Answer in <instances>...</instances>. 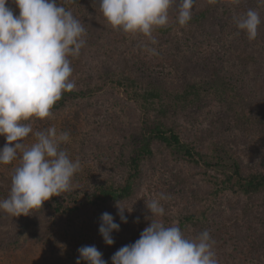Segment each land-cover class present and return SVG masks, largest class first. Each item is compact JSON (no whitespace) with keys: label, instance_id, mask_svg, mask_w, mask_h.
Instances as JSON below:
<instances>
[{"label":"trees","instance_id":"obj_1","mask_svg":"<svg viewBox=\"0 0 264 264\" xmlns=\"http://www.w3.org/2000/svg\"><path fill=\"white\" fill-rule=\"evenodd\" d=\"M226 1L219 0L213 5L207 0H195L192 19L184 26L179 25L178 9L173 6L169 11L168 25L153 32L156 43H152L150 49H154L155 54L149 49L144 55L138 53L129 57L128 49L123 48L108 72L101 68L98 57H93L90 52L80 53L77 58L69 57L73 68L70 79L76 87L63 93L52 112L68 110L73 113L74 121H79L91 101L105 90L110 93L121 91L124 96L121 101L131 109L133 128L120 130L118 147L111 149V164L120 179L116 178L118 175L106 176L95 179L91 186L84 181H75L76 185L66 196L51 197L42 208L32 210L29 215L13 217L2 210L1 248L8 249L18 242V230L27 220L38 225L37 234L41 238L42 224L57 214L71 212L64 207V201H76L77 197L83 199L92 215L91 226L98 227L102 214L115 207L117 201L126 207L128 202L139 199L142 175L149 171L153 175L150 191L157 189L158 198L160 194L166 197L160 200L165 214L163 217L151 216L146 207L151 199L142 196L139 207L128 214L135 220L133 243L152 219H162L166 226L177 225L188 238L205 230L210 234L216 218L225 210V201L229 213L223 232H234L242 222V228L247 230L239 238L244 244L243 249L264 248V104L259 102L260 109H249L244 105L245 94L241 87L242 75L248 74L249 70L255 73L258 81L264 82V21L258 28L257 38L251 41L246 32L236 27L234 16L228 10L219 17L221 31L214 29L215 9ZM58 2L63 3V0ZM253 3L248 0L247 4L239 6V15L254 9ZM9 6L15 15L19 14L14 3ZM64 6L79 19L76 8ZM209 23L213 28L209 27L207 31ZM186 31L189 38L206 33L207 39L198 38L200 41L195 42L183 38ZM110 37L109 43H119L123 47H131L138 40L151 43L140 34L112 32ZM180 52L187 57L185 65L175 58ZM229 62L230 66H227ZM80 64L87 66L86 72L79 71ZM170 65L176 73L170 81L173 88L170 94L163 91L158 81L147 82L136 69L154 70L165 80L167 72L164 67ZM165 94L169 96H163ZM200 106L210 107V111L213 109L215 119L230 123L231 129L213 126L186 133L175 117L182 109ZM223 113L224 121L219 118ZM108 134L106 132L101 137L106 143L112 140ZM129 134H136V139L124 144ZM91 143L98 144L94 140ZM10 189L11 180L0 174V195H3L0 200L9 196Z\"/></svg>","mask_w":264,"mask_h":264},{"label":"clouds","instance_id":"obj_2","mask_svg":"<svg viewBox=\"0 0 264 264\" xmlns=\"http://www.w3.org/2000/svg\"><path fill=\"white\" fill-rule=\"evenodd\" d=\"M217 4L219 0H207ZM237 3L238 0H232ZM9 3L19 10L15 15ZM75 0H0V136L6 144L0 149V164L19 161L11 177L10 194L0 200V210L18 217L42 208L53 196L72 190L74 175L80 170L77 159H70L61 144L69 133L57 134L55 127L35 131L31 120L52 116L54 105L63 93L76 87L69 57L77 58L86 44V28L65 4ZM195 0H99L100 10L113 29L131 35H143L155 44V29L169 23V11L176 5L178 23L186 25L193 14ZM264 3V0H260ZM236 27L255 40L261 25L260 13L249 9L233 17ZM150 51L155 54L154 49ZM30 134L35 142L25 140ZM163 194L151 199L146 207L153 217H163L160 203ZM115 207L127 223L126 207L117 201ZM99 233L105 244L114 243L112 233L120 230L114 217L101 216ZM134 243L121 247L112 256V264H218L215 241L207 230L188 238L173 224L152 219ZM79 258L87 264H107L103 254L93 246L78 249Z\"/></svg>","mask_w":264,"mask_h":264},{"label":"rangeland","instance_id":"obj_3","mask_svg":"<svg viewBox=\"0 0 264 264\" xmlns=\"http://www.w3.org/2000/svg\"><path fill=\"white\" fill-rule=\"evenodd\" d=\"M253 1L254 9L260 13L261 21H264V3H260V0ZM243 3L247 4L248 0H238L237 3L227 0L218 5L215 9L216 17L213 20L216 25L214 29L218 28V31H221V20L219 17L223 11L228 10L232 12L233 16H238L240 11L237 8ZM67 7L76 8L79 19L87 31L86 44L81 49V55H85L88 52L93 57L96 55V58L98 57L101 62V68L106 72L112 70L113 63L118 59L119 53L122 52L123 48L125 50L128 49V55H126L129 57L138 53L144 55L152 48V43L149 44L145 40H138L131 47H123L119 43H116V45L109 43L112 40L110 33L121 34L124 32L113 29L108 23L100 10L99 0H75V3L67 4ZM209 27L213 28V25L209 23L206 27L207 31ZM206 35V33L197 34L195 38H189L190 35L186 31L183 34V38L198 42L207 39ZM198 38L200 40L197 41ZM169 42L172 44V39H169ZM175 58L178 63L186 64L187 57L182 55V52ZM188 64L190 65V63ZM227 66H230V62ZM86 68L85 64L79 65L80 72H86ZM136 69L138 74L143 76L147 82L154 83L158 81L165 93L170 94V90H173L170 87V81L173 80L172 76L176 74L173 70V65L164 67L165 72H167L165 80L163 77L157 76L154 70L146 72L142 71L143 68L139 70L136 67ZM241 87L245 94L244 105L249 109H260L261 106H258V103L264 104V82L258 81L255 73L249 70L248 74L242 75ZM163 96L167 97L169 95L165 94ZM123 97L121 91L110 93V91L105 90L102 95H97L96 99L91 101L88 109L79 116V121H74L75 117L72 112L61 109L54 110L49 118L30 121L33 132L46 131L51 127H55L57 134L69 133V141L62 143L61 148L68 153L70 159L73 161L78 159L81 164L80 170L73 177L72 186L76 185L75 181H84L91 186L95 179H102L106 176L118 175L116 178L120 179L119 174L115 173L111 164L112 148L118 147L119 140L117 136L119 131H127V128L132 129L134 124L132 117H130V107L121 101ZM209 108L200 106L182 109L175 117V120L182 126V130L186 129V133L187 131L193 132L199 128H212L213 126L214 128L229 129L230 123L227 122L229 125L225 122L220 123L218 119H215V111L211 109L213 113ZM219 118L224 121V113ZM106 132L112 138L110 143H106L104 139H101ZM128 136L129 138L123 142L124 144L132 142L133 138L136 139V134H129ZM93 137L94 139H92ZM118 138H121V135ZM92 140L98 144L94 146L91 143ZM6 142L5 137L0 136V149L4 147ZM34 142L35 137L32 134L25 140V144L28 146ZM18 164V160L8 165L0 164V174L6 180H11L14 169ZM152 176L151 171L143 173V184L138 194L139 199H133L126 204V208L130 210V212L126 210L124 213L127 217V223L121 222L117 208L111 207L108 211L114 217V222L120 225V230L112 233L114 240L112 245L105 244L103 237L99 233L100 225L96 228L91 226L92 215L89 209L86 208V203L83 199L77 197L76 201H64V207L70 209L71 212H66L64 215L57 214L44 225L42 224L43 233H40L41 238L37 234L38 225L33 220L24 222L18 230L20 234L17 243L11 245L8 249L1 248L0 245V264H76L79 258L78 249L83 246L93 245L103 254V259L107 264H112L111 258L115 252L121 247L133 243L135 220L130 218L128 214H131L139 207L142 196L150 199L158 198L156 194L159 191L157 189L150 191L153 183ZM2 192H5V190ZM67 193H62V196H66ZM2 197L3 195H0V198ZM223 208L225 209L224 212L216 218L212 229H210V236L215 241L214 250L218 264H264V248L243 249L244 244L240 243L239 238L247 230L242 228V222H240V228H236L234 232L233 230H231L230 234L223 232V224L229 213L225 201L223 202ZM80 264H87V262L81 259Z\"/></svg>","mask_w":264,"mask_h":264}]
</instances>
